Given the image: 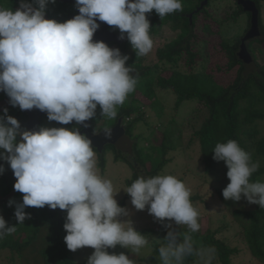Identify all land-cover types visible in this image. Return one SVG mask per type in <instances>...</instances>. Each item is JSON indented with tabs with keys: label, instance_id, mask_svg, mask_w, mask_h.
<instances>
[{
	"label": "clouds",
	"instance_id": "9594fccd",
	"mask_svg": "<svg viewBox=\"0 0 264 264\" xmlns=\"http://www.w3.org/2000/svg\"><path fill=\"white\" fill-rule=\"evenodd\" d=\"M48 3L20 0L15 11L0 5V90L13 106L46 111L50 121L62 124L89 120L98 105L103 117L115 119L117 107L138 84L137 76L130 74L132 67L126 66L127 55L104 41H93L97 19L118 28L120 39L126 33L137 55L146 56L154 44L146 14L155 10L162 19L183 11L182 0H75L79 14L58 22L45 18ZM7 111L0 116V149L8 155L0 152V159L10 164L14 189L23 193V202L16 204L14 212L19 224L29 215L26 206L67 210L63 227L69 250L92 247L95 251L87 264H136L123 252L107 251L120 245L141 256L149 239L131 220L118 219L128 211L115 199L118 190L111 179L99 173L91 140L77 128L22 130ZM213 151V159L224 161L228 169L230 183L222 190L224 199L240 201L243 195L248 203L264 208V181L251 179L260 162L253 161L235 139L217 142ZM124 190L137 210L148 206L156 219L167 218L188 230L181 234L171 223L165 224L167 235L156 239L161 242L160 264H185L193 256L200 264H212L214 249L194 246L191 233L198 232L201 224L185 182L168 173L138 175ZM15 231L0 215V240Z\"/></svg>",
	"mask_w": 264,
	"mask_h": 264
},
{
	"label": "trees",
	"instance_id": "16d2710c",
	"mask_svg": "<svg viewBox=\"0 0 264 264\" xmlns=\"http://www.w3.org/2000/svg\"><path fill=\"white\" fill-rule=\"evenodd\" d=\"M10 1L14 2L13 0ZM201 1L182 0L183 11L169 14L162 19L155 10L146 14L151 27V36L161 34L165 28L176 33L173 39L157 48V60L153 64L143 65L144 57L137 55L127 39L126 33L124 41L116 43L121 54L129 57L126 66L132 67L133 72L130 74L136 75L138 78L135 91L128 95L130 101H125L123 105L117 108L118 116H122L124 120L125 133L132 141L133 162L113 144L105 142L100 149L92 145L100 157L99 162L102 167L105 151L112 149L115 153V161L122 159L137 165L133 173L134 178L139 175L136 172L138 166L145 169L147 176L156 175L157 170L162 168L161 164L166 160L164 156L166 149H168L166 134H163L159 146H152L151 148V150H157L163 154L161 161L154 164L150 155L143 151L144 147L138 146L132 128L136 121L143 120L142 105L154 108L158 115L161 114L162 107L158 106L159 100L156 96V89L171 88L176 96L175 109L179 107L182 101L188 99L197 100L198 104L206 109L207 116L194 130V139H197L199 143L201 161L206 174L213 175L217 172L219 161L213 159L215 144L226 142L229 139L238 141L240 146L251 154L253 161L260 162L259 169L251 177L253 181H256L258 176L264 173V135L258 138L256 128V121L264 119V51L262 52V64L258 63L259 59H252L253 63L257 64L258 70L253 73L247 71L246 64L238 56L241 37L234 38L232 42L221 39L217 46V52L225 57V62L215 68L203 66L201 70H195L194 66L197 58H199L198 52L193 49V41L197 37L195 33L196 20L200 14H203L205 19H211L206 8L210 0L201 10L195 11ZM260 1L255 0V4L259 10L258 25L263 38H256V41L264 43ZM28 2H32V0H28ZM34 6L38 7V5ZM242 12L245 11L241 5L237 4V9L231 14L232 19L235 20ZM73 13H75V5L66 1L55 0L53 3L49 0L45 8V18L55 19L58 22L67 21ZM111 28L120 34L118 28L115 26ZM202 30L206 34L218 32L212 27L211 22L206 20L202 25ZM248 41L249 43L247 42L246 45L251 55V43L250 40ZM178 61L183 62L186 67L185 70L177 68ZM226 74H230V78L222 81L221 77ZM5 99H7V103H5ZM5 108L8 110L7 115L19 120L20 109L13 106L8 95L0 90V116L5 115ZM99 117L90 118L91 130L94 129ZM58 124L61 123L58 122ZM150 161L151 163L148 164ZM1 165L4 167V172L0 173V215L4 217L7 226H15L16 231L0 240V249H8L12 254H20L37 237L41 224H46V243L39 251L42 264H76L71 257V250L67 248L66 242L63 240V225L67 210L52 209L47 205L44 207L26 206L24 210L29 215L23 224H19L14 212L16 204L23 202V193L14 189L16 178L10 164L4 162ZM227 171L228 169H226ZM222 190L219 189L218 192L223 198ZM196 198V195L190 197L191 200ZM9 200H13L15 203L10 206ZM118 204L123 207L124 201H120ZM234 214L242 216L246 220L244 236L247 246L253 257L264 263V208H260V206L253 209L237 208L234 210ZM177 231L183 234L188 230L181 227ZM216 234L217 230L210 229L202 234L191 233L194 246L196 248H212L215 251L218 264H231L232 256L238 250L229 246ZM160 243L153 244L151 254L145 258L147 264H158ZM194 258V256L188 257L185 264H190Z\"/></svg>",
	"mask_w": 264,
	"mask_h": 264
},
{
	"label": "rangeland",
	"instance_id": "374dc122",
	"mask_svg": "<svg viewBox=\"0 0 264 264\" xmlns=\"http://www.w3.org/2000/svg\"><path fill=\"white\" fill-rule=\"evenodd\" d=\"M260 6V17L264 27V0L260 1ZM206 8L212 20L210 18L205 19L206 17L203 14H200L196 20L195 33L197 37L193 41V49L198 52L199 58H197L194 66L195 70H201L203 66L215 68L219 64L222 65L225 62V57L220 52H217L219 41L226 39L232 42L234 38L242 37L250 25V18L245 12L240 13L235 20L232 19L231 14L237 9L236 0H210ZM205 20L211 22L212 27L218 32L206 34L202 30ZM175 35L176 33L168 28H165L161 34L152 35L153 49L148 55L143 56V65L155 63L157 60V48L173 39ZM250 43L251 58L259 59L258 63L262 64L264 43L256 40H252ZM177 68L186 69L182 61H178ZM246 68L247 71L253 73L258 71L257 64H254L253 61H247ZM226 78H230V74L221 77L222 81ZM156 96L159 100L158 106L162 107L161 114L158 115L154 108L142 105L143 120L136 121L132 128L134 135H136L138 146L144 147L143 151L150 155V159L154 164L161 161L163 154L157 150L153 151L151 148L152 146H159L163 139V134H166V144L168 145V149L164 153L166 160L163 161L161 164L162 168L157 170L156 174L168 173L177 176L190 188L191 196H197L196 199L191 200L199 212V223L201 224L200 230L196 233L202 234L208 229L217 230L216 236L218 238L238 250L232 256L231 264H264L253 257L247 246L244 236L246 220L242 216L234 214V210L237 208L253 209L259 205L248 203L243 195L240 201L222 198L218 190L224 189L230 183L226 175L227 166L224 161H219L215 174H206L204 172L199 143L197 139H194V130L199 127L207 116L206 109L202 108L195 99L184 100L175 109L176 96L171 88H157ZM125 101L129 102L130 97L128 96ZM5 103H7V99H5ZM95 116H100L97 121L98 127H106L112 124L114 120L103 117L99 105ZM41 127H65L69 129L68 125L50 121L48 117L43 119ZM256 128L258 130V138L264 135V119L256 121ZM123 137V140L118 142L116 147L133 162L132 141L129 138L126 139L125 136ZM21 139L22 137H17L18 142ZM0 152L8 155L6 150L0 149ZM96 157L99 173L111 179L115 190H118L115 194V199L118 203L124 201L123 208L128 211L127 216H121L118 219L121 221L131 220L133 227L149 239L147 247L141 250V256L120 245L115 248H108L107 251L109 254L123 252L130 259L136 261V264H147L145 258L151 254L153 244L158 242L156 239L162 240L167 235L168 229L165 224L171 223L172 228L176 231L181 227L187 228L186 226H178L174 221H169L167 218L161 222L148 212V206L143 210H137L132 205L130 194L124 188L129 186L132 180L135 179L133 173L137 165L122 159L115 161V153L112 149L105 151L103 167L99 162L100 157L97 153ZM4 162L7 161L0 159V165ZM136 172L139 175L147 176L145 169L141 166L136 167ZM257 180L264 181V173L259 175ZM149 229L153 230L146 231ZM66 234L67 231L63 227V240ZM46 237L47 225L41 224L37 237L20 254H12L8 249H0V264H42V257L39 251L46 243ZM94 251L92 247L84 246L75 251L71 250V257L76 264H87L89 256ZM158 264H160V259ZM190 264H200L199 258L195 257ZM212 264H218L215 255Z\"/></svg>",
	"mask_w": 264,
	"mask_h": 264
},
{
	"label": "water",
	"instance_id": "95a60500",
	"mask_svg": "<svg viewBox=\"0 0 264 264\" xmlns=\"http://www.w3.org/2000/svg\"><path fill=\"white\" fill-rule=\"evenodd\" d=\"M58 1L75 2V0H58ZM236 2L237 4L241 5L243 11L250 13L249 29L240 38V47L238 51V56L243 60L244 64H247V61L250 62L253 60L247 49L246 42L250 39L258 37L261 34L259 30V25H258L259 10L256 4L252 0H236ZM207 3H208V0H202L199 6L195 9V11L201 10ZM78 14H79V10L77 8L75 15H78ZM75 15H73L72 18H74ZM190 17H191V14H190ZM97 23L99 24V27L93 35V41H104L108 45L112 42L121 43L124 41L125 38L120 39V34L113 32L110 29V26L106 22L99 21L97 19ZM33 111H34L33 113H30L29 111L27 112V120L21 123V126L23 127L21 129L37 130L38 123H39V116L47 113L46 111H41L39 109H35ZM71 123H76L80 127L79 132L82 135L86 136L88 139H90L92 142V145L98 149H100L103 146L104 142L107 141V138L113 136L116 130V127H114V128L107 129V131L101 130L98 133H94L91 130L90 119L83 123H79V124L75 120L71 121Z\"/></svg>",
	"mask_w": 264,
	"mask_h": 264
},
{
	"label": "flooded vegetation",
	"instance_id": "af4514ba",
	"mask_svg": "<svg viewBox=\"0 0 264 264\" xmlns=\"http://www.w3.org/2000/svg\"><path fill=\"white\" fill-rule=\"evenodd\" d=\"M14 2L10 1V0H0V5L4 6V7H10L12 10H16L17 8H19L20 6V1L19 0H13ZM254 3H255V0H252ZM262 1V0H261ZM12 3V4H11ZM72 3L73 5H75V13L71 14L70 15V19L73 17V15L76 14V11H77V7H76V4L75 2H70ZM12 6H11V5ZM10 5V6H9ZM248 17L250 18V13L249 12H245ZM112 26H110V29L115 32L112 28ZM115 33H118V32H115ZM119 34V33H118ZM257 39H261L263 38V35L260 34L258 37H255L253 39H250V42L252 40H256ZM249 43V41H247ZM246 42V43H247ZM251 45V44H250ZM109 47H112V48H118L117 47V44L115 42H112L109 44ZM17 108L20 109V118H19V123H20V126H21V123L25 120H27V112L29 111L30 113H33L35 109L37 108H34V109H31V110H22L18 105H16ZM47 117V113L45 114H42L39 116V123H38V127H39V124H42L43 123V119H45ZM118 124V125H117ZM69 126V129H72V128H77L78 130L80 129V127L76 124V123H71L69 122L68 124H66ZM104 125V124H103ZM98 123L94 126V129L92 130L94 133H98L100 132L101 130H106V129H110V128H114L116 127V130H115V133L113 134L112 137H109L107 138V141L105 142H109L110 144H113L115 147L117 146V143L122 141V137L125 136V138L127 139V134L125 133V129H124V120H123V117L122 116H118L113 120V123L110 124V125H107L106 127H98ZM41 127V125H40ZM21 128H23L21 126ZM124 138V137H123ZM121 139V140H120ZM114 140V141H113ZM104 142V144H105ZM117 148V147H116Z\"/></svg>",
	"mask_w": 264,
	"mask_h": 264
}]
</instances>
